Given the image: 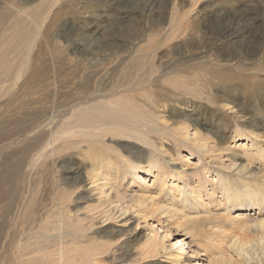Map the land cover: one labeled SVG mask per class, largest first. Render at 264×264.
Masks as SVG:
<instances>
[{"label": "rangeland", "instance_id": "rangeland-1", "mask_svg": "<svg viewBox=\"0 0 264 264\" xmlns=\"http://www.w3.org/2000/svg\"><path fill=\"white\" fill-rule=\"evenodd\" d=\"M31 1L0 0V9ZM49 2L58 16L44 31L49 15L41 33L68 57L56 76V62L43 65L27 84L35 90H22L28 100L38 99L29 108L48 107L53 125L20 137L1 131L11 138L0 143V195L15 193L16 200L8 210L0 200V264H17L18 249L25 261L37 257L48 264H80L85 257L86 264H264V0ZM68 45L81 55L65 54ZM145 59L158 68L159 81L150 86L158 93V104L151 99L153 123L139 131L146 143L105 129L93 138L88 126H64L75 121L81 104L105 102L101 85L112 86ZM192 61L202 67L190 68V77H201L206 67L216 80L202 76L198 84L208 88L199 99L164 93L171 69ZM188 75L177 71L176 79L190 82ZM2 91L0 104L10 96ZM183 130L186 140L175 138ZM41 135L43 143L12 170L26 144ZM74 220L79 236L58 255V226L63 221L60 233H66ZM180 237L178 258L169 256ZM38 243L45 249L35 256ZM152 245L159 246L156 253ZM127 250L132 255L123 258Z\"/></svg>", "mask_w": 264, "mask_h": 264}, {"label": "bare ground", "instance_id": "bare-ground-1", "mask_svg": "<svg viewBox=\"0 0 264 264\" xmlns=\"http://www.w3.org/2000/svg\"><path fill=\"white\" fill-rule=\"evenodd\" d=\"M47 2H49V0L47 1L43 0L41 2H36L35 0H32L31 4L25 3L23 6H21L20 4L14 5L11 4L10 2L9 4L4 3V5L6 6L4 11L0 9V83H3V86H0V88H3L2 91L3 94L6 95L7 93H9L10 95L9 97H7V100H5L3 103L0 104V108H2V111H5L4 114L6 115V116H2L3 113L0 112V143H2L3 141H8L11 138L10 136L1 134V131L5 129L16 131V133H19V137H20V136H25L27 131L43 129L48 127L49 124H52L51 120L46 118L50 114L48 112L49 110L48 107L40 106V108L39 107L29 108L35 105L38 99L36 98V99L28 100L27 92L25 93L22 90H26V89L32 90L33 88L35 90L36 86H34L33 88H29L28 85L32 84L34 78L37 77L35 73L41 72L43 65L49 66L50 64L56 62L54 63L55 66L53 67L54 75L56 76L57 75L56 72L58 70L57 66L62 64L64 58H66V56L68 55L66 54L68 51L73 52V54L77 53L78 55H81L80 54L81 51L78 47L68 45L67 49L66 50L64 49L66 56L65 55L62 56L60 53L63 50L58 48L59 46L57 42L53 39H48V34L44 32L41 33V28L45 24L46 19L49 18V15H51L50 21L49 24H46L44 31H46V29L49 28L52 20H55L58 16V12H56V10L54 9L55 8L54 2H49V3ZM63 35H64L63 38L66 43L70 41L68 39L70 37V32H66ZM51 53L57 54V56H60V58L56 61L55 58L50 57ZM85 56H88V53H84L83 57ZM202 60L203 59H201V61ZM193 61H197V60H193ZM193 61L192 63L186 62L185 64L175 65L171 69L168 83H166V87H163L165 89L163 91L164 93L167 91H169V93L175 91L178 93L183 92V94L187 96H196V97L198 96V99L201 97V93H204V91L208 88V84L207 85L198 84V82L201 81L202 76L206 78L209 77L211 80H216V79L213 78L212 76L214 72L212 73L209 70H206V67H203L201 69L202 72L201 77L200 75L199 76L195 75L196 76L195 79L190 77L191 76L189 74L190 68L197 66H199L198 68L202 67V65L201 66L199 65L200 62H193ZM177 71L179 73L183 71V74L185 73H187V75L189 74L188 79L190 82H188L186 78H182L181 81H177L176 79ZM31 72H33V75L30 77L28 82L27 80H25L24 82H20V84L18 83L19 81L26 79L27 75H31ZM157 76H158V68L151 61L146 60V62L143 64L140 63L135 66L131 65L126 71L120 74V76L118 77L117 80H115L112 86L109 87L106 86L107 88L103 87V85H101V87L99 86L100 89L103 91L101 92V95H105L102 97L106 99L105 102L102 101L93 102L92 100L90 102L87 101L88 105L81 104L79 107L76 108L75 119H74L75 121L67 123L64 126H66L67 129L75 126L78 128L88 126V130L90 129V131L92 132L90 134V137L93 138H97L99 136V134L93 132L97 131L98 129L99 130L105 129L106 132L114 133L116 136L120 138H125V140L128 139V140L139 141L141 143L144 142L146 143V140H144V137L141 136L139 131L144 133L145 130H143V128L147 127L148 125L147 122L153 123L154 115L151 109L152 106H154L155 103H157L158 101L155 100L154 98L158 93H155L150 86H152V83L159 82ZM180 76L181 74H178V77ZM56 78L54 77V79L51 80L54 82L55 80H57ZM222 79L223 78H221V80ZM229 79L227 78L225 80H229ZM60 83H62V81H60ZM89 84L90 81L88 80V86ZM16 86L18 88L17 91L11 94V92ZM53 86L58 87L55 85ZM84 91H85V87H84ZM31 95L33 94L31 93ZM31 95L30 97L33 98ZM196 97H194L195 100H197ZM49 98H50V93H46L44 99L48 100ZM151 99H154L155 103L152 102ZM150 132H152V130H147V134ZM166 132L167 130L164 132V134ZM169 132L172 135L173 131L169 130ZM186 134L187 133H185L183 130L182 132L178 131V133L174 136L175 138L186 140ZM44 137H45L44 135L35 137L34 140L26 144V147L22 149L24 150V152H22L23 154L21 155L19 165H17L16 163L15 166L12 167V170H14L18 166H21L24 163L26 159V155L35 151L43 143ZM67 137L69 138L70 136L68 135ZM57 138L58 140H60L62 136H58ZM197 139L198 138H196L195 141H198ZM54 140L57 141L56 137ZM67 142L68 144H70L69 141ZM197 147L198 149H202L201 146L199 145ZM148 167L150 168L151 166ZM154 167L156 168V173L160 174V171L162 169L161 166L156 165ZM134 171H136V168ZM147 171H149V169ZM8 176H11V172H8ZM141 178L142 177H140V179ZM153 178L155 177L153 176ZM144 182H149V180L145 179L143 183ZM92 184H94V182L91 183V185ZM246 197H248L246 199L248 202L252 199V196H246ZM0 200H6L7 202L6 209L8 210L12 208V205H14L16 200V195L15 193H6L0 195ZM239 207H240L239 210H242L241 206ZM74 221L76 225L70 222V224L68 225L70 230H68L66 233H60V230L64 226L63 221L58 226L59 235H57V240L59 241V243L57 248L58 250L56 251L58 252V255L63 254V252L65 251L64 245L73 244V241L79 236L77 234L76 227L78 229L80 222L78 220H74ZM65 238H69V239L66 242H64L63 240ZM1 240L3 241L4 239L1 238ZM14 242L11 241V243H9L8 246L13 245ZM171 244L172 245L169 246L168 248L169 256L178 258L179 256L178 253L180 252V250L184 245L182 238L181 237L176 238L171 242ZM177 246L179 247L176 249ZM157 248H159L158 245L156 246L152 245L151 249L156 253ZM44 249L45 248L38 243L36 249H34L33 255L36 256L41 254L44 251ZM23 250L24 249L22 250L18 249L17 251V259H16L17 264H48L47 261H46L47 263H45L43 260H40L37 257L25 261L23 258L25 256ZM131 255L132 252L127 250L123 254V258H126L128 256L130 257ZM80 261H81L80 264H86L88 263V257H85ZM164 263L167 262L165 261Z\"/></svg>", "mask_w": 264, "mask_h": 264}]
</instances>
